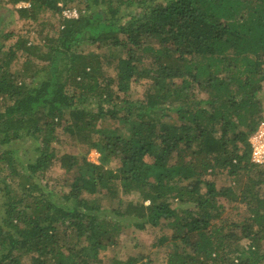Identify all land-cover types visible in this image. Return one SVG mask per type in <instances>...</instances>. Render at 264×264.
Returning <instances> with one entry per match:
<instances>
[{
	"label": "trees",
	"instance_id": "1",
	"mask_svg": "<svg viewBox=\"0 0 264 264\" xmlns=\"http://www.w3.org/2000/svg\"><path fill=\"white\" fill-rule=\"evenodd\" d=\"M13 1L29 2L23 18L77 16L42 44L19 39L0 66V172L18 178L0 186V264H102L124 225L170 226L165 264H264V162L251 160L249 141L264 122V0ZM99 43L127 56L113 65L84 51ZM59 128L83 151L58 155ZM24 137L33 159L7 147ZM56 162L75 172L67 190L43 180ZM217 173L221 187L206 177ZM182 238L192 252L175 249Z\"/></svg>",
	"mask_w": 264,
	"mask_h": 264
},
{
	"label": "rangeland",
	"instance_id": "2",
	"mask_svg": "<svg viewBox=\"0 0 264 264\" xmlns=\"http://www.w3.org/2000/svg\"><path fill=\"white\" fill-rule=\"evenodd\" d=\"M28 7L29 2L19 1L14 2L13 0H0V66L3 64V60L6 58V52L11 48H14V44L19 39H28L31 43L42 44L45 42L46 35L55 34L56 28L58 27L59 21L64 17L61 13V18L54 14L52 11H41L38 14L36 20L30 18H23L20 16L18 9L20 7ZM152 44L155 43L156 37L154 39H149ZM84 51H97L99 54L104 55L108 59H112L113 65L119 58H124L127 56L126 49L123 47L113 48L104 43H99L95 45L86 46ZM21 54V51L18 52ZM140 56H142L140 54ZM148 59L144 58L142 62H147ZM23 57L18 59H12L8 69L11 72H16L21 68ZM106 72L113 74L114 70L112 67H105ZM148 86V81L140 80L136 83H132L131 92L134 97H142L146 88ZM3 100H0V107L3 105ZM10 103V101L6 102ZM105 124H110L113 128L117 126V121L107 120ZM127 131V128H123V131ZM57 140L55 141V146L58 150V155L63 152L77 153L83 151V148L78 144L75 139L66 133H64L61 128L56 131ZM8 148L19 147V152L16 157H20L23 160L33 159L37 152V144L32 142L31 138L24 137L21 140H17L15 143L12 142L7 145ZM95 149L91 148L87 153V158L93 160L95 157ZM98 162V156H97ZM2 166H5L3 163ZM74 171H66L61 168L56 162L43 176V180L47 181L50 186L55 189H68L72 178L74 177ZM208 179L214 180L218 187L224 185L227 181V176L225 173L208 174L206 176ZM244 177V176H242ZM245 178V177H244ZM3 180L6 182H11V186L16 187L18 178L10 173L9 169L0 172V186H3ZM43 181V183H45ZM264 186V185H262ZM89 200L97 201V203L102 205L109 204V199L103 197V195H86ZM127 199H136L135 194L125 196ZM124 197V198H125ZM3 197L0 196V220L3 215ZM177 201L174 200L172 205L175 206ZM172 233L171 227L167 225L157 226V227H147L144 230L136 229L130 225H124L121 233L119 235L118 241L114 245H110L105 248L101 257H103L102 264H112L114 258L126 259L129 256H136L140 259L143 264H165L167 258V252L170 250L172 243L168 240L166 242H161V238L164 234L170 235ZM242 242H246L243 240ZM183 250L186 252H192V246L187 238H182L179 240L175 249ZM27 262V261H26Z\"/></svg>",
	"mask_w": 264,
	"mask_h": 264
},
{
	"label": "built area",
	"instance_id": "3",
	"mask_svg": "<svg viewBox=\"0 0 264 264\" xmlns=\"http://www.w3.org/2000/svg\"><path fill=\"white\" fill-rule=\"evenodd\" d=\"M62 15L64 17H76L77 11L76 9H64L62 10ZM251 144V160L255 163H263L264 162V122L262 121L258 129L250 136L249 138ZM95 157L93 160L97 162V156L99 158V153L95 149ZM91 158H89L90 160Z\"/></svg>",
	"mask_w": 264,
	"mask_h": 264
}]
</instances>
